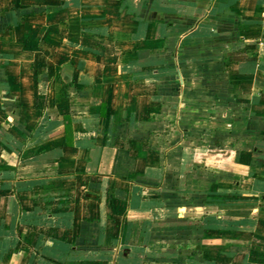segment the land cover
Segmentation results:
<instances>
[{"label": "crops", "instance_id": "1", "mask_svg": "<svg viewBox=\"0 0 264 264\" xmlns=\"http://www.w3.org/2000/svg\"><path fill=\"white\" fill-rule=\"evenodd\" d=\"M0 264H264V2L0 0Z\"/></svg>", "mask_w": 264, "mask_h": 264}, {"label": "rangeland", "instance_id": "2", "mask_svg": "<svg viewBox=\"0 0 264 264\" xmlns=\"http://www.w3.org/2000/svg\"><path fill=\"white\" fill-rule=\"evenodd\" d=\"M153 133L158 135V132H153ZM172 134L174 135V131H173ZM218 159H219V160H222L223 158H222V156H220V157H218Z\"/></svg>", "mask_w": 264, "mask_h": 264}, {"label": "built area", "instance_id": "3", "mask_svg": "<svg viewBox=\"0 0 264 264\" xmlns=\"http://www.w3.org/2000/svg\"><path fill=\"white\" fill-rule=\"evenodd\" d=\"M258 1H262V2H264V0H258Z\"/></svg>", "mask_w": 264, "mask_h": 264}]
</instances>
